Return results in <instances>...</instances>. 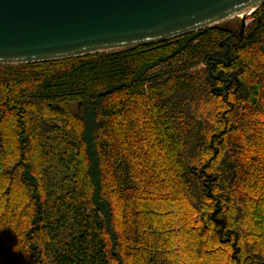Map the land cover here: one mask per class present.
<instances>
[{
	"label": "trees",
	"instance_id": "trees-1",
	"mask_svg": "<svg viewBox=\"0 0 264 264\" xmlns=\"http://www.w3.org/2000/svg\"><path fill=\"white\" fill-rule=\"evenodd\" d=\"M245 19L0 65V264H264V4Z\"/></svg>",
	"mask_w": 264,
	"mask_h": 264
},
{
	"label": "water",
	"instance_id": "water-1",
	"mask_svg": "<svg viewBox=\"0 0 264 264\" xmlns=\"http://www.w3.org/2000/svg\"><path fill=\"white\" fill-rule=\"evenodd\" d=\"M264 0H0V65L114 51L240 17Z\"/></svg>",
	"mask_w": 264,
	"mask_h": 264
},
{
	"label": "rangeland",
	"instance_id": "rangeland-1",
	"mask_svg": "<svg viewBox=\"0 0 264 264\" xmlns=\"http://www.w3.org/2000/svg\"><path fill=\"white\" fill-rule=\"evenodd\" d=\"M224 23H226L228 26L232 27L233 30H235L234 35H236V31L238 30L237 34H239V30H240V17L237 18H230L228 20L223 21ZM248 22L247 19H245V25Z\"/></svg>",
	"mask_w": 264,
	"mask_h": 264
}]
</instances>
